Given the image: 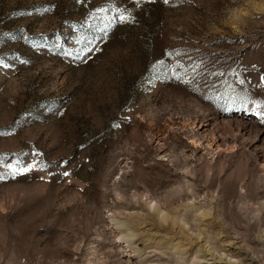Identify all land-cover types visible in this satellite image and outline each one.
Here are the masks:
<instances>
[{
    "label": "rangeland",
    "instance_id": "374dc122",
    "mask_svg": "<svg viewBox=\"0 0 264 264\" xmlns=\"http://www.w3.org/2000/svg\"><path fill=\"white\" fill-rule=\"evenodd\" d=\"M262 77L264 0H0V264H264Z\"/></svg>",
    "mask_w": 264,
    "mask_h": 264
},
{
    "label": "bare ground",
    "instance_id": "6f19581e",
    "mask_svg": "<svg viewBox=\"0 0 264 264\" xmlns=\"http://www.w3.org/2000/svg\"><path fill=\"white\" fill-rule=\"evenodd\" d=\"M228 245H230V244H228ZM226 246V245H225ZM237 246V245H236ZM238 248H240L239 246H237ZM237 247H235V248H232V249H230L229 250V252H232L233 250H236L237 249ZM199 248V247H198ZM231 248V247H230ZM240 250V249H239ZM205 251V250H204ZM234 252V251H233ZM240 253V252H239ZM211 255V254H210ZM204 259V258H203ZM254 262V260H252L251 258H249L248 259V262H247V264H252ZM202 263L203 264H211L210 262H207V261H202ZM213 264V263H212Z\"/></svg>",
    "mask_w": 264,
    "mask_h": 264
},
{
    "label": "snow or ice",
    "instance_id": "6c2138e0",
    "mask_svg": "<svg viewBox=\"0 0 264 264\" xmlns=\"http://www.w3.org/2000/svg\"><path fill=\"white\" fill-rule=\"evenodd\" d=\"M167 2H168V0H165V3H167ZM129 19H130V17H128V16H124V15L120 16V20L122 22L128 21ZM4 66L7 67V65H4ZM261 79L264 80V77H262ZM241 83H243V81H241ZM25 170H27V169H25ZM65 174L67 175V173H65Z\"/></svg>",
    "mask_w": 264,
    "mask_h": 264
}]
</instances>
